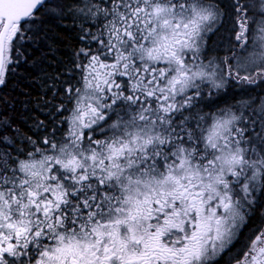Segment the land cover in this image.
Here are the masks:
<instances>
[{
    "label": "snow or ice",
    "instance_id": "snow-or-ice-1",
    "mask_svg": "<svg viewBox=\"0 0 264 264\" xmlns=\"http://www.w3.org/2000/svg\"><path fill=\"white\" fill-rule=\"evenodd\" d=\"M49 21L89 47L79 86L44 76L65 130L21 140L0 116V264H264V98L197 111L264 80V0H0V86L30 44L55 57Z\"/></svg>",
    "mask_w": 264,
    "mask_h": 264
},
{
    "label": "trees",
    "instance_id": "trees-1",
    "mask_svg": "<svg viewBox=\"0 0 264 264\" xmlns=\"http://www.w3.org/2000/svg\"><path fill=\"white\" fill-rule=\"evenodd\" d=\"M45 30L55 38L54 43L48 42L56 53L55 57L49 53L48 45L30 44L25 53L28 62L21 61L6 84L0 86V116L12 125L8 134L14 135L15 130H19L21 140L27 136L39 141L42 137H48L50 131L57 125L61 130L67 128V125L60 124V121L67 117L68 113L65 112L61 116L55 110V105L63 99V95L60 97L54 95L55 89L52 87L55 83L56 89H59V80L48 79L46 82L44 76L51 77L55 73L59 79L71 81L73 85L79 86V71L67 72L65 67H71L74 51L89 47L78 39L80 33L70 21L63 23L49 21L45 25ZM91 46L93 49L96 47L94 42H91ZM61 73L63 75H60ZM18 146L24 147L22 143Z\"/></svg>",
    "mask_w": 264,
    "mask_h": 264
},
{
    "label": "flooded vegetation",
    "instance_id": "flooded-vegetation-1",
    "mask_svg": "<svg viewBox=\"0 0 264 264\" xmlns=\"http://www.w3.org/2000/svg\"><path fill=\"white\" fill-rule=\"evenodd\" d=\"M221 25L219 30L215 33L218 36H222L225 39L228 38V44L233 43L236 44L237 42L234 39V29H233V22L228 19L224 18L221 21ZM233 36V40H232ZM218 46H214L216 48ZM242 75V74H241ZM237 86H243L242 88H237ZM246 87L245 90L243 88ZM202 88L205 90H210V86L206 84H202ZM259 103L260 98L264 97V80H257L256 84H246L244 82H236L232 83L231 86L228 88L226 92H220L219 94H214L212 97L205 96L203 98L202 103L200 104V108L197 111L201 112V115L205 113H218L219 109L225 108L229 104H235L240 99H254ZM259 199V195H258ZM261 213H264V209H261L254 218H253V225H259L261 222ZM244 243V237L242 236L239 241H237L236 245L234 246V251L239 249L243 251L242 245ZM237 258L239 256L237 255ZM223 264V261L221 262Z\"/></svg>",
    "mask_w": 264,
    "mask_h": 264
},
{
    "label": "rangeland",
    "instance_id": "rangeland-1",
    "mask_svg": "<svg viewBox=\"0 0 264 264\" xmlns=\"http://www.w3.org/2000/svg\"><path fill=\"white\" fill-rule=\"evenodd\" d=\"M232 40H233V36H232ZM211 41H212V48H213V51H212V55L214 56H224V55H227L228 54V49H229V45L230 44H233V43H229L228 44V41L229 39L228 38H224L222 36H218L217 34L216 35H211ZM214 46H218L216 48H214ZM242 75H244L245 73H241ZM206 84V83H204ZM207 85L209 86V84L207 83ZM243 86H237V88H242ZM246 87L243 88V90H245ZM255 99V96L253 97ZM264 98V97H263ZM262 98H260L261 100Z\"/></svg>",
    "mask_w": 264,
    "mask_h": 264
},
{
    "label": "bare ground",
    "instance_id": "bare-ground-1",
    "mask_svg": "<svg viewBox=\"0 0 264 264\" xmlns=\"http://www.w3.org/2000/svg\"><path fill=\"white\" fill-rule=\"evenodd\" d=\"M16 76V75H15ZM19 78V77H18ZM22 90V89H21Z\"/></svg>",
    "mask_w": 264,
    "mask_h": 264
}]
</instances>
